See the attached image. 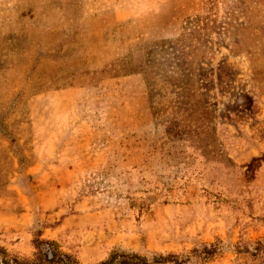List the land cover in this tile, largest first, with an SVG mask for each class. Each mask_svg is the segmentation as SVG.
<instances>
[{
	"label": "rangeland",
	"instance_id": "1",
	"mask_svg": "<svg viewBox=\"0 0 264 264\" xmlns=\"http://www.w3.org/2000/svg\"><path fill=\"white\" fill-rule=\"evenodd\" d=\"M36 239L264 264V0H0V246Z\"/></svg>",
	"mask_w": 264,
	"mask_h": 264
},
{
	"label": "trees",
	"instance_id": "2",
	"mask_svg": "<svg viewBox=\"0 0 264 264\" xmlns=\"http://www.w3.org/2000/svg\"><path fill=\"white\" fill-rule=\"evenodd\" d=\"M35 243L37 252L31 260H22L17 256L10 257L6 249L0 246L1 264H76L72 255L59 251L55 242L36 239ZM117 255L120 257L117 261L116 256H112L111 259L102 264L179 263L178 257L173 254L155 256L151 262L148 261L146 256H142L138 253H117Z\"/></svg>",
	"mask_w": 264,
	"mask_h": 264
}]
</instances>
